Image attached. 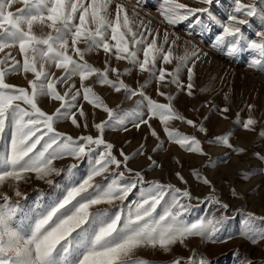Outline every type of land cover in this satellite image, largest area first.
I'll return each mask as SVG.
<instances>
[{"label": "snow or ice", "instance_id": "obj_1", "mask_svg": "<svg viewBox=\"0 0 264 264\" xmlns=\"http://www.w3.org/2000/svg\"><path fill=\"white\" fill-rule=\"evenodd\" d=\"M200 2L212 4V0ZM16 3H21L22 7L13 11ZM114 3L115 0H0V53L4 54L0 56V141L4 140L6 130H11L9 144L0 149V186L6 181L18 184L27 173H35L38 179L53 184L49 177L62 171L53 166L55 160L95 157L86 179L71 187L63 199L47 207L27 224L20 219V200L13 201L7 193L2 194L0 264H146L133 259L138 249L151 247L171 251L172 246L183 244L188 237L215 238L218 226L227 219L221 215L214 219L185 222L183 217L191 210V204L183 200L187 198L190 202L193 199L191 193L159 181L146 182L141 172L128 168L129 156L121 150L123 160L117 159L112 154L113 145L104 140L106 127H123L129 117L139 121L134 123L137 128L148 121L138 112L117 111L108 107L92 85L86 83L93 77L96 84L107 85L116 92L124 90L129 99L141 96L147 101L149 118L160 120L169 140L188 151L205 154L196 137L169 127L172 120L197 127L194 121L186 120L174 109L171 103L173 97L158 89V94L165 96L169 102H157L144 93V85L140 90L127 85L120 78L122 73L111 67L108 60L105 68L100 69L85 58L93 50L102 49L110 58L127 61L139 71L148 72L150 78L155 76L159 83H175L180 87L183 85L179 80V72L193 58L192 67H187L186 86L188 94H192L193 68L199 53L186 49L184 55H174L172 46L176 41L172 40L169 44L166 31L163 43H158L160 33L154 32L143 20L138 19L139 14L135 10L129 13L120 3H115L113 9ZM234 3V13L227 17L228 22L222 25V32L217 35L212 46L230 58L247 53L251 57L248 67H264V30L257 31L256 38H249L241 27L249 24L248 19L241 17H258L264 21V8L256 3H242L241 0H234ZM196 13H209V8L193 9L178 0H163L161 6V15L172 25ZM80 44L84 47L81 48ZM164 44L169 45L167 49ZM13 48L18 49L22 60L16 59L11 51L5 52V49ZM173 60H176V67L172 72L165 68L157 69L158 62L170 64ZM53 66L62 70L59 77L49 70ZM130 70L126 68L124 74ZM18 71L32 74L33 79L28 80L27 88L6 82L7 74ZM109 73L115 74L116 79H111ZM73 77L79 78V88L74 83L68 84ZM167 77H171V80L168 81ZM59 84L68 85L63 94L57 90ZM81 95L84 100L108 114V120L95 124L100 133L97 137L87 135L74 139L54 127L60 119H70L73 125L80 126L73 109L84 115L83 109L77 106ZM44 96L61 102L54 113L48 114L39 106L38 98ZM222 111L227 112L228 109ZM255 123L249 117L243 127L250 129ZM199 131L205 132L206 129L200 125ZM152 135L157 136L154 129ZM229 136L230 133L218 136L213 142L232 148ZM101 146L103 150L97 152ZM234 151L243 152V149ZM148 159L152 160L150 156ZM113 165L116 169L123 165L128 173H134L135 178L124 181L125 172L121 171L114 174L117 179H113L106 187L102 188L93 182L95 177L109 172ZM152 165L156 166V162L152 161ZM74 167L76 165H70L68 171ZM194 175L201 178L199 172H194ZM177 176L186 183L179 173ZM202 179L204 184H210L206 177ZM145 183L148 186L142 189L139 201L129 207L126 216L122 210L111 217H107L106 212L90 211L95 205L126 199L138 184ZM90 189L93 191L90 192ZM232 194L236 195L234 189ZM14 195L26 199L18 188L14 189ZM166 197H170V200ZM208 199L225 212L230 207L214 194ZM158 208H162L161 213L157 212ZM257 220L264 222V217L249 212L244 219L243 234L253 244L264 241V225L258 226ZM188 260L189 264H193L194 257ZM171 264H182V258L177 257ZM196 264H211V261L200 256ZM240 264H244V258H241ZM247 264L253 262L248 260Z\"/></svg>", "mask_w": 264, "mask_h": 264}, {"label": "rangeland", "instance_id": "obj_2", "mask_svg": "<svg viewBox=\"0 0 264 264\" xmlns=\"http://www.w3.org/2000/svg\"><path fill=\"white\" fill-rule=\"evenodd\" d=\"M190 8H209V13H196L188 19L176 25L168 24L161 15L163 0H115V3L123 4L129 13L133 10L139 14L138 19L154 32L158 31L160 36L158 43H163L165 31L169 36V44L175 40L172 46L173 54L184 55L185 50L197 51L199 59L195 60L193 68L194 77L192 83L194 88L192 94H188L187 67H192L190 58L187 67L179 72V80L183 87L175 83H159L155 76H149L148 72H141L137 67H132L127 61H117L107 56L102 49L93 50L85 58L97 68L104 69L108 60L111 67H115L122 75L124 82L132 89L140 90L144 85V93L160 103H168L165 96L158 94V89L173 97L171 103L174 109L186 120H192L197 127H193L180 120H172L169 127L178 130L188 136L196 137L204 149V155L188 151L174 141L169 140L164 131V125L158 118H149L147 101L139 95L127 98L124 90L116 92L107 85L94 83L95 77L86 83L92 85L95 93L101 97L108 107L117 111L138 112L147 124L134 126L133 117L123 127H106L103 138L113 145L112 154L117 159L123 160L121 150L129 156L128 168L134 172H141L146 182L159 181L165 185H173L181 190H188L193 199L189 202L187 198L184 203L191 204V210L184 214L185 222H194L197 219H214L225 215L227 219L218 226L219 231L215 238H202L200 236L188 237L183 244L177 243L172 246L171 251H164L160 248L144 247L138 249L133 259L146 264H171L177 257L182 258V264H189V257H194L193 264L203 256L211 261V264H240L244 258V264L251 260L253 264H264V241L253 244L244 235V219L247 213H254L257 217H264V67H248L250 55L245 53L236 58H230L222 52L213 48L216 37L222 32V25L227 23V17L234 13V0H212L211 5L204 4L200 0H178ZM242 3H256L264 8V0H241ZM113 4V9L115 8ZM22 7L21 3L13 5L12 10ZM197 18L199 21L197 22ZM249 20L247 26H241L249 38H256L257 31L264 30V21L258 17H241ZM150 22V24L148 23ZM39 32V28L36 29ZM191 33V34H190ZM178 37V39H177ZM81 48L83 44L79 45ZM164 44V48H168ZM11 51L18 60H22L18 49H5ZM0 53V56H3ZM142 58V53H141ZM176 67V60L170 64L158 62L157 69L165 68L172 72ZM131 70L124 74V70ZM57 77L62 70L54 66L49 69ZM158 75V71H157ZM111 79L116 75L109 73ZM33 79L31 73L25 74L22 71L6 75V82L18 87H28V80ZM170 81L171 77H167ZM147 84H145V82ZM80 86L78 77H73L68 84ZM68 85L59 84L57 90L63 94ZM142 101V102H141ZM141 102V103H138ZM60 101L44 96L38 98V104L48 114L55 112L60 107ZM251 105V109L249 108ZM78 108L83 109L81 116L76 109L79 127L73 125L70 119H60L54 124L57 131L72 136L74 139L80 136L100 135L95 124L108 120V114L102 108L94 107L84 100L82 95L77 100ZM27 107V106H25ZM227 108L228 111H222ZM256 123L250 129H245L243 123L249 118ZM85 124L87 125L85 127ZM149 125L151 127H149ZM203 125L205 132L199 131ZM125 128L127 130H125ZM155 130L157 136L152 135ZM230 133L229 140L232 148L222 144L214 143L216 137ZM11 138V130L5 132V138L0 141V149L6 147ZM39 147V146H38ZM234 149H243V152H236ZM103 148L97 149V152ZM143 154H139L140 152ZM152 160H149L148 157ZM87 157L73 159L65 157L54 161V167L62 171L57 175L53 173L49 179L53 184H48L44 179H38L35 173L25 174V179L18 184L6 181L0 186V202L2 194L7 193L13 201L20 200L22 211L20 219L23 223L34 220L37 215L47 207L63 199L67 191L75 184L81 183L87 178L93 167V160ZM156 162V166L152 165ZM70 165H76L68 171ZM125 172L124 181L133 180L134 173H128L123 165L116 169L111 166L109 172L94 179L95 184L106 187L118 172ZM194 172H199L201 178H197ZM177 173L183 177L182 182ZM206 177L210 184L203 183ZM107 178V179H106ZM144 185H137L136 189L124 200L116 199L111 204L102 203L93 206L92 212H106L107 217L113 216L117 211L122 210L126 216L129 207L139 201ZM18 188L26 199L16 197L14 189ZM233 189L236 195H233ZM93 191L92 189L89 190ZM215 195L220 201L229 204L227 212L208 197ZM170 200V197H166ZM158 213L162 208L157 209ZM105 217V218H107ZM258 226L264 222L257 220ZM215 240V242H214Z\"/></svg>", "mask_w": 264, "mask_h": 264}]
</instances>
